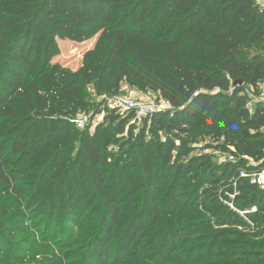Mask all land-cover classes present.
Wrapping results in <instances>:
<instances>
[{"label": "trees", "instance_id": "1", "mask_svg": "<svg viewBox=\"0 0 264 264\" xmlns=\"http://www.w3.org/2000/svg\"><path fill=\"white\" fill-rule=\"evenodd\" d=\"M93 39L77 69L53 61L58 40ZM253 49L264 52L254 0H0V264H264V226L245 230L223 201L244 209L264 195L238 178L264 169V101L250 111L244 87L264 86ZM122 85L168 108L140 120L109 108ZM88 111L107 119L93 133L74 122ZM215 172L222 189L212 179L201 194L213 206L185 211L177 187ZM37 224L53 243L28 255Z\"/></svg>", "mask_w": 264, "mask_h": 264}, {"label": "rangeland", "instance_id": "2", "mask_svg": "<svg viewBox=\"0 0 264 264\" xmlns=\"http://www.w3.org/2000/svg\"><path fill=\"white\" fill-rule=\"evenodd\" d=\"M93 43H94V39L89 40V41H85L82 43H74V42L66 41V40H58L57 41L58 53L54 57L53 61L58 62L62 66V68L69 69V70L73 71V70L77 69L79 66H81L82 56H83L84 52H86L89 48H91ZM256 52H259V50L253 49V50L249 51V54L256 53ZM242 53H245V52H242ZM259 53H264V52H259ZM122 86L124 87V88H122L123 94H125L127 92H132L135 97L142 98V100H147L149 98L154 99L153 94L141 93V92H138L137 90H135L134 88H129V87L127 88V87H125V85H122ZM244 87L247 90L251 91L250 86H244ZM87 91H88V93L91 94L92 98H94L97 101H100L101 99L104 98V96L96 95L92 86L87 87ZM106 106H108V105L106 104ZM109 108H112V107H109ZM115 109L121 110V108L120 109L115 108ZM81 115H86L88 117V122L84 125V127L85 126L89 127L90 133H93L100 125H102V124L105 125L107 123V119L105 118V115L103 113H99L93 117L91 114V111H88L85 113L83 112V113L77 114L76 119H78V117H81ZM199 139H200V143L198 144V146H201L204 144L203 142L205 140L202 137H200ZM109 149L114 154L115 157H119L121 155H122L121 157H123V159L126 157L127 152L122 151L121 147H119V146H110ZM124 149L126 150L127 148H124ZM198 152H200V151L197 150L196 152H194V154H196ZM203 152L210 153L211 155H213L212 162L215 164L223 163L224 161L227 160V157H228L227 155L221 154V153L213 151V150H205ZM112 164L114 165V162H112ZM253 164L254 163L249 164V167L253 166ZM120 168H121V164L119 165L118 169L111 167V170L112 171L116 170V174H117V172L118 173L120 172V170H119ZM87 173L89 175H91V181H93V174L90 173L89 169L87 170ZM172 176H173V174H170L169 176H167V178H165L162 181V187L160 189V192L158 193V197L161 200V205H163V206H164V204H166L165 203V201H166V192L165 191H167V189H168V184L173 180ZM207 179H208L206 181L207 184L205 183V184L201 185L200 186L201 188H199L198 184H196V183L193 184L192 182H188L187 184L183 183L182 185L177 187L176 193H177V195H179V197H180L179 199L182 201L181 204L184 203V204L189 205V207H191V208L187 207L185 209V211L193 212L195 210V211H200L201 213L205 214L206 210H208L209 207L213 206L212 204H209L208 201L205 200L206 197L201 195L203 193L202 191H205V188L210 187V184H208V181H212V179H213V181H218V183L220 185L218 184L217 188L219 190H221L223 187L222 183H224V178L221 174H218V173L216 174V172H215L214 175L212 176V178L207 176ZM226 179H227L226 183H227V185H229L230 182L228 180H231V179H228V177ZM126 184H128V182ZM141 193H143V191ZM0 198L2 201L1 205L6 204L7 206H10V201L8 199L7 200L4 199L3 195H0ZM230 198L232 199L233 197H230ZM223 201L231 209L236 211L246 221L248 226H247V228H245V230L251 231V228L255 229L258 227L257 229L259 231L264 226L263 225L264 224L263 223L264 212L261 214L256 213V210L258 207H262L264 209V195L262 197H260L259 202H256L254 206L246 207L244 209L243 208L237 209L234 207L233 203H230L229 201H226V200H223ZM183 212H184V210H180L179 213L182 214ZM256 217H260L259 218L260 222L255 221ZM163 219H167V218L164 217ZM214 229H216V228H214ZM241 229L242 228H240V230ZM42 230H43L42 225L37 224L36 227H34L31 231L27 232V234L32 233L31 240H29L28 243L25 244L26 245L25 247L28 251V255L35 253L38 250H42V249L46 248L47 245H51L53 243L51 240L46 241V240L42 239V237H43ZM262 238H264V233L262 234ZM240 239H243V238H240ZM197 242L198 241H192L191 244H195ZM228 245L229 244L223 243V244H221L220 247L225 249L226 247H228ZM143 252L146 253L147 251L144 249ZM162 264H176V262L175 263L166 262V263H162ZM187 264H192V263H187Z\"/></svg>", "mask_w": 264, "mask_h": 264}, {"label": "built area", "instance_id": "3", "mask_svg": "<svg viewBox=\"0 0 264 264\" xmlns=\"http://www.w3.org/2000/svg\"><path fill=\"white\" fill-rule=\"evenodd\" d=\"M255 3L264 8V0H254ZM245 92L249 96V101L247 107L250 111L253 110L254 103L257 101H264V86L260 87L259 93L256 95L252 91L245 88ZM106 104L112 108H121V110H131L134 112L136 119L140 120L142 117L148 115L154 111H160L168 108V103L160 100L157 101L155 96L154 99L142 100V98H137L132 92H127L125 94H117L110 96L106 99ZM77 128L83 129L84 125L88 122V117L86 115H81L78 119L74 120ZM246 158V157H245ZM228 160H235V156L228 155ZM255 165L256 163L248 158L247 167L249 164ZM238 178L245 179L250 185L256 186L261 190H264V169L254 170L251 168L240 169L238 171ZM231 197H234L233 195Z\"/></svg>", "mask_w": 264, "mask_h": 264}, {"label": "water", "instance_id": "4", "mask_svg": "<svg viewBox=\"0 0 264 264\" xmlns=\"http://www.w3.org/2000/svg\"><path fill=\"white\" fill-rule=\"evenodd\" d=\"M235 84H242V82H241V81H235V82H234V85H235Z\"/></svg>", "mask_w": 264, "mask_h": 264}]
</instances>
